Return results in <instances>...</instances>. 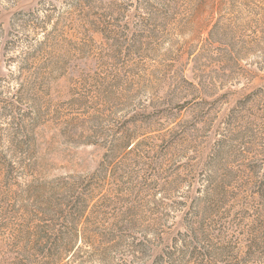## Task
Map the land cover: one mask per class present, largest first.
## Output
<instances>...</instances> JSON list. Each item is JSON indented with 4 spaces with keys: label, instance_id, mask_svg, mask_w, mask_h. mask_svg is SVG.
<instances>
[{
    "label": "rangeland",
    "instance_id": "obj_1",
    "mask_svg": "<svg viewBox=\"0 0 264 264\" xmlns=\"http://www.w3.org/2000/svg\"><path fill=\"white\" fill-rule=\"evenodd\" d=\"M104 157L57 258L46 200ZM186 224L264 264V0H0V264H155Z\"/></svg>",
    "mask_w": 264,
    "mask_h": 264
},
{
    "label": "trees",
    "instance_id": "obj_2",
    "mask_svg": "<svg viewBox=\"0 0 264 264\" xmlns=\"http://www.w3.org/2000/svg\"><path fill=\"white\" fill-rule=\"evenodd\" d=\"M132 141L128 140L127 146L130 147ZM107 157V156H106ZM107 159L101 162L98 170L90 178L83 180L80 184L72 182L65 184L67 194L70 196V200L61 199L52 201L49 198L46 200L47 208L43 209V213L46 216L57 214L56 208L63 210L66 206L68 210L62 211L61 215L65 213V224L64 228L53 229L55 232L52 236L47 237L46 246L48 250H52L53 246L58 248L59 254L56 256L60 259L72 258L77 251L83 249V245H87V240L83 239V218H87L89 211L92 207L91 197L95 186L97 177L105 180L108 175ZM50 181H43L38 184V189L44 193L51 190L48 187ZM56 195V194H54ZM42 209V205H38ZM184 229L179 230L178 234L171 239V242L167 247L163 248L155 259V264H189L194 259L199 260L198 264H212V259L216 256L213 252L212 245L205 240L203 233H199V228L194 227L192 224L183 225ZM49 227V225H48ZM50 231V232H51ZM70 233L69 239L66 240V234ZM40 237V236H39ZM42 238V237H41ZM163 238V237H161ZM204 238V240H203ZM56 254V253H55ZM55 258V256H53ZM182 262V263H179Z\"/></svg>",
    "mask_w": 264,
    "mask_h": 264
}]
</instances>
